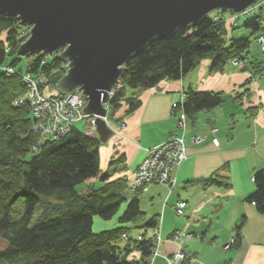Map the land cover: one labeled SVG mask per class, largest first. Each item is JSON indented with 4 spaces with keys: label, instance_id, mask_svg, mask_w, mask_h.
<instances>
[{
    "label": "trees",
    "instance_id": "trees-1",
    "mask_svg": "<svg viewBox=\"0 0 264 264\" xmlns=\"http://www.w3.org/2000/svg\"><path fill=\"white\" fill-rule=\"evenodd\" d=\"M212 20L209 14L197 24L180 26L171 36L155 37L136 52L122 69L124 89L115 95L112 112L119 108L127 89L148 91L161 81L180 80L202 60H209V70L214 72L222 71L233 59L246 61L243 55L250 48V40L228 38L224 22L214 24ZM241 22V26L254 34L264 32L261 15ZM24 27L28 25L23 24L18 16L0 13V37H4L0 40V66L14 68L19 59L29 57L30 62L18 68L19 71L30 75L42 73L49 86L59 83L65 70L61 66L63 61L56 56L58 54L18 56L20 46L27 39H20L17 32ZM248 63L250 66L245 64L242 71L251 72V80L241 87L243 93L235 92L232 97V101L239 104L250 98L252 78L264 72V62L253 60ZM25 88L18 76H8L0 71V240L5 243L0 248V264H148L154 243L153 237L145 232L159 226V215L145 221L138 199L142 192L138 191L127 201L118 220L119 227L93 233L95 216L111 220L126 202L124 192L127 185L122 179L109 181L107 175L100 176L101 143L77 126L55 140L34 133L31 130L34 119L29 107L14 105ZM185 96L181 108L191 120L200 112L220 107L224 100L221 93L214 91L189 90ZM125 103L127 113L140 106V101L133 99ZM247 112L255 116L257 107H249ZM95 178L103 181L99 190H90L86 195L77 193L79 185ZM210 181L228 186L226 179L220 176ZM253 184L255 191L245 202L253 205L259 215L264 214V170L253 173ZM57 196L59 204L55 213L37 219L32 225L41 201ZM241 218L235 226V247L243 240L242 230L247 219ZM140 224H144L141 240L127 237L131 227Z\"/></svg>",
    "mask_w": 264,
    "mask_h": 264
},
{
    "label": "crops",
    "instance_id": "crops-1",
    "mask_svg": "<svg viewBox=\"0 0 264 264\" xmlns=\"http://www.w3.org/2000/svg\"><path fill=\"white\" fill-rule=\"evenodd\" d=\"M232 25L236 26L230 22L229 27ZM242 33L238 34L242 37ZM232 34L228 33V38H233ZM254 51L258 53L257 49ZM262 66L264 68V63ZM209 67L210 61L202 60L180 80L161 81L148 91L127 89L126 97L120 100L110 123L113 131L120 132L118 135L113 133L108 142L99 147L102 172L110 173L119 166L120 171H115L110 180L122 179L130 183L133 172L152 146L172 135H183L189 146L186 150L188 157L176 173L174 191L178 186L179 194L170 193L160 185L143 187V199L147 203L153 205L160 200L158 210L143 209L146 219L159 215L155 214L156 211L161 213L159 232L162 242L158 247L161 256L152 264H166V256L177 252L178 242L170 240L176 230L193 235L182 247L194 258L188 264H264V214L259 215L253 205L245 202L255 191L253 173L264 170V73L252 78L251 96L239 104L232 101L233 94L243 91L241 87L251 80V72H242L231 65L222 72L210 71ZM189 90L221 92L229 97L232 106L224 111L220 106L200 112L192 120L187 118L185 127L180 129L171 113L182 92ZM128 99L140 101L139 108L127 113L125 102ZM249 107H257L255 116L247 112ZM122 121L126 122L123 130L118 127ZM214 128L217 131L210 133ZM204 134L207 137L200 144L189 143L194 135ZM215 140L218 145L213 144ZM219 176L226 179L227 188L210 183ZM179 202L185 216L172 221V210ZM243 216L247 220L240 246L223 251V245L235 237V226ZM135 233L137 231H133V235ZM148 233V236L152 235L150 230Z\"/></svg>",
    "mask_w": 264,
    "mask_h": 264
},
{
    "label": "water",
    "instance_id": "water-1",
    "mask_svg": "<svg viewBox=\"0 0 264 264\" xmlns=\"http://www.w3.org/2000/svg\"><path fill=\"white\" fill-rule=\"evenodd\" d=\"M257 0H0V13L31 25L18 54H49L66 47L67 74L56 85L63 94L78 89L88 98L82 114L104 116L102 103L126 62L155 37L197 24L219 9L239 13ZM97 139L112 129L96 121Z\"/></svg>",
    "mask_w": 264,
    "mask_h": 264
},
{
    "label": "built area",
    "instance_id": "built-area-1",
    "mask_svg": "<svg viewBox=\"0 0 264 264\" xmlns=\"http://www.w3.org/2000/svg\"><path fill=\"white\" fill-rule=\"evenodd\" d=\"M259 2H255L254 4H252L251 8H247L241 13L239 12L240 14L232 12V15L235 18H243L244 16L254 15L256 11L259 10ZM258 45L259 47H261V51L264 53V34L259 38ZM63 50L65 49L61 48L56 54H62ZM52 55H55V53H53ZM60 60L63 61L61 66L65 70V75L70 69V66H67L70 62L67 59ZM10 70L11 69L7 71L9 72ZM15 74L19 75L18 73ZM20 76L22 77V79H24V82L27 85V91H25V93H23L21 97L16 99L14 105L19 106L26 102L31 103V107L33 110L32 116L35 121V123L33 124V128L34 131H36L42 138L55 140L57 138L63 137L71 131L70 129L75 125L76 122H79L83 118H87L89 120L90 124L88 128L91 129V133H94L96 122L93 117L96 116L82 114L86 98L82 96V92L79 91V89L67 94L64 97H53V99L50 100L44 99V97L39 96L40 90L42 91L53 89V86L45 84L47 78H45L42 73L40 75H30L28 73L26 75L21 74ZM123 88L124 85L122 84L120 79H118L114 86L107 91L108 97L106 101L102 103L104 104L106 110L109 111V109L111 108L110 104L112 103L115 95ZM184 99L185 96L181 95L179 105H177V107H175L176 110L172 112V114H174L177 119L176 124L180 129L185 127L184 124L187 119L186 114H184L181 108ZM109 113H111V111ZM200 139L201 137L199 136H193L191 143L195 141L198 142ZM184 141L185 140L183 136L180 137L172 135V137L149 149L147 151L145 159L133 173V179L131 180V190L135 191L141 188L142 185L158 184L160 186H163L164 184L167 188H169L170 191H172L174 188V184H171V179L176 175L177 171L180 169V166L188 157L186 155V150L188 147L185 146ZM216 143L217 142L215 141L214 145ZM182 208V204H177L175 206V210L179 215L184 214ZM179 235L181 236L180 239H177V237L175 238L173 237L174 235H172L174 239L173 241L178 240L183 243L185 240L191 237V235H183L182 233H180ZM153 238H155V243L156 241L160 240L157 235H155ZM156 244L159 245V243ZM231 244H235L234 238H230V241L225 246H223V250L228 251ZM175 257L167 259V263L174 264L175 260H177V258L179 257V254H177L176 258Z\"/></svg>",
    "mask_w": 264,
    "mask_h": 264
},
{
    "label": "rangeland",
    "instance_id": "rangeland-1",
    "mask_svg": "<svg viewBox=\"0 0 264 264\" xmlns=\"http://www.w3.org/2000/svg\"><path fill=\"white\" fill-rule=\"evenodd\" d=\"M260 1V2H259ZM256 2H259L258 4H259V6H258V9L259 10H257L256 11V13L254 14V15H261V27H262V29L264 28V0H257ZM252 6V5H251ZM251 6L250 7H248V8H251ZM247 8H245V9H243V10H241V12H243L244 10H246ZM240 12V13H241ZM239 13V14H240ZM246 13H248V12H246ZM211 15H212V17H213V23L214 24H219L220 22H224V26H226V28H227V32L228 33H233L232 34V36H233V38H231V39H233V40H242L243 38L244 39H249L250 40V48H249V50L247 51V53H245L243 56L245 57V58H247L246 59V61H248V62H253V60H257V61H260V62H263V60H264V53L261 51V47H259V45H258V40H259V38L264 34V32H258V33H256V34H254V33H252V31L250 30V29H246V28H244L243 26H241V20H243V19H246V18H249V17H251V16H254V15H251V16H244L243 18H235L233 15H232V12H228L227 10H224V9H219V10H217V11H214V12H212V13H210ZM230 22L232 23V24H236V26H231V27H233V28H231V27H229V24H230ZM29 27V28H28ZM28 27H24V28H20V29H18V32H17V36H19V38L20 39H29V34H30V30L32 29V26L31 25H28ZM243 30V31H242ZM242 33L244 36H242L241 37V34H238V33ZM227 33V34H228ZM234 33H236V34H234ZM240 35V37H237V36H239ZM229 37V36H228ZM235 38V39H234ZM236 38H239V39H236ZM257 38V39H256ZM1 39H4V37L2 36V37H0V40ZM26 40V41H27ZM256 40H257V43H256ZM64 49H66V47H63ZM255 49H257L258 50V53H255ZM65 50H63L62 52H64ZM58 51H55V52H51V53H49V54H45V55H52L53 53H55V55H56V53H57ZM18 56H23V55H21V54H19ZM30 60H31V58H29V57H27V58H22V59H19V61L17 62V67H14V68H11L10 66L9 67H7V66H0V71H2V72H4V73H6L8 76L9 75H11V74H15V73H18L19 75H17V74H15L16 76H18L20 79H22V77L20 76L21 74H28V73H26V72H24V71H19L18 70V68H20V67H24L25 65H27L28 64V62H30ZM248 62H245V61H239V60H237V59H233L228 65H226L225 67H230V65L231 66H233L234 67V69H238V70H240V71H242V68H243V66L246 64L248 67L250 66V63H248ZM224 67V68H225ZM223 68V69H224ZM9 69H11L9 72L7 71V70H9ZM223 69H222V71H223ZM211 71V70H210ZM221 71V72H222ZM216 72V71H215ZM243 72V71H242ZM264 73V72H263ZM262 74V73H261ZM32 75V74H31ZM66 75V74H65ZM260 75H258L257 77H259ZM256 77V78H257ZM255 78V79H256ZM120 81H121V76H120ZM24 82V79H22V83ZM24 85H25V87H27V85L25 84V82L23 83ZM46 85H47V83H45ZM58 83H56L55 85H53V89H49V90H40V93H39V96L40 97H44V99H53V97H64V96H66L67 94H69V93H71V92H74V91H77L78 89L76 88V89H74L73 91H71V92H66V93H61L60 91H59V89L58 88H56V85H57ZM26 89V88H25ZM124 89V88H123ZM29 90V89H28ZM26 91H27V89H26ZM80 91V90H79ZM25 93V92H24ZM217 93H221V92H217ZM240 93H243V91L242 92H240ZM82 94V93H81ZM182 94L185 96V93L184 92H182ZM222 94V93H221ZM234 94H235V92H234ZM233 94V95H234ZM21 95H23V94H21ZM82 96H83V94H82ZM222 96H223V98H224V100H223V104L221 105L222 106V110L221 111H224V110H226L227 109V107H230V106H232V105H230V101H229V97L226 95V94H222ZM19 97H21V96H19ZM18 97V98H19ZM84 97V96H83ZM186 97V96H185ZM18 98H16V99H18ZM84 98H86L85 99V105L83 106L84 107V109H85V106L87 105V103H88V98L85 96ZM15 99V100H16ZM247 99V98H246ZM246 99H245V101H246ZM177 105H179V102L177 103ZM176 105V106H177ZM21 106H28L29 107V109L31 110V114H32V112H33V110H32V107H31V103L30 102H26V103H23V104H21V105H19V106H16V107H21ZM102 107L104 108V110H105V114H104V116H98V115H94V114H88V113H86V114H84V115H90V116H96V117H93L94 118V120H95V122L97 121V118H101L105 123H106V125H108L109 126V128H111V125H110V123H112L111 122V119L113 118L112 116H113V109L111 110V104H110V109H109V111L108 110H106V108L104 107V104H102ZM235 107H238V106H235ZM111 111V113H109ZM83 112V111H82ZM33 117V116H32ZM175 117V116H174ZM105 118H106V120H105ZM34 119V118H33ZM109 120V122H107ZM34 121V120H33ZM35 123V121L33 122V124ZM89 120L86 118V119H82V120H80L79 122H76L75 123V125L73 126V127H78L79 129H81L86 135H89L90 137H93V138H95V139H97V134H96V126H95V130H94V133H91V129L90 128H88L89 127ZM118 127H120V128H122V130L123 129H126V122H124V121H122V122H120V124H118ZM117 127V128H118ZM112 129V135H113V133H115V134H119V132H120V130H118L117 131V129H116V131H113V128H111ZM31 130L32 131H34V128H33V126L31 127ZM71 130V129H70ZM217 131V129L216 128H214V129H210V133H214V132H216ZM34 133H36V134H38L36 131H34ZM39 135V134H38ZM40 136V135H39ZM194 136H199V137H201V139L198 141V142H193V143H191L192 142V139H193V137L192 138H190V140H189V143H191L192 145L193 144H200L201 142H203L204 141V139H206V137H207V135L206 134H204V136L203 135H194ZM216 142H217V140H215ZM185 142V141H184ZM101 143V142H100ZM101 144H103V143H101ZM213 144H214V142H213ZM215 145H218L217 143L215 144ZM156 146V145H155ZM185 146H187V142H185ZM153 147V146H152ZM151 147V148H152ZM187 147H189V146H187ZM150 148V149H151ZM148 151V150H147ZM101 164V163H100ZM141 165V164H140ZM139 165V166H140ZM138 166V167H139ZM137 167V168H138ZM137 168H136V170H137ZM120 168H119V166H118V168L115 170L116 172L117 171H120L119 170ZM100 171H101V173H100V176L101 175H107L108 176V178H109V181H110V178L113 176V174L115 173V171H112V172H110V173H107V172H105V173H103L102 172V169H101V166H100ZM178 172V171H177ZM134 173V172H133ZM133 179V175H132V178H131V180ZM124 184H126L127 186H126V189H125V192H124V194H125V196H126V198H127V200H126V202H124L123 204H122V207L120 208V210L117 212V214L111 219V220H108V221H105V220H103V219H100L98 216H95L94 217V219H93V228H92V232L93 233H95V234H98V233H102L103 231H111L112 229H115V228H117V227H119L120 225H119V223H118V220H119V218H121L122 217V214L124 213L123 211H124V209L126 208V206H127V204H128V202L127 201H129V200H131L132 199V197H134L135 196V193L136 192H138V191H143V187H146V186H153V185H158V184H149V185H142V187L141 188H139V189H137V190H135V191H130V188L128 187V185H130L129 183H128V181H125L124 182ZM103 186V181H101V179L100 178H95V179H91V180H89L86 184H84V185H79V187L77 188V193H80V194H82V195H86V194H88L89 193V191L90 190H99L100 189V187H102ZM163 186H165L164 184H163ZM166 187V186H165ZM167 188V187H166ZM167 189H169V188H167ZM174 191V188H173V190L172 191H170L169 190V192L170 193H172ZM180 189H179V187L178 186H176V188H175V195H177V194H179L180 192ZM158 194V193H157ZM159 198V197H158ZM138 199L139 200H141V199H143V193H141L140 195H139V197H138ZM157 199V198H156ZM142 201V203H140V208H141V212H143L144 213V215H145V221H147V220H149V219H146L147 217H146V212L145 211H150V212H154V210H156V208H157V210H158V208H159V204H160V200H157V201H155V203H153V205H150V203H147V201H145L144 199L143 200H141ZM180 201H181V199H180ZM21 204V203H20ZM58 204H59V199H58V196L57 197H54V198H51V199H49V200H47V201H41V206L40 207H38L37 208V210L35 211V213H34V217H33V219H32V225H34V224H36L37 223V219H44V218H46V217H48L49 215H53V213H55V211H56V208L58 207ZM178 205H181V203L179 202V203H177ZM176 204V205H177ZM175 205V206H176ZM21 206V205H20ZM22 207V206H21ZM155 207V208H154ZM169 209H170V207H168ZM143 209L145 210V211H143ZM161 209V208H160ZM21 210V209H20ZM171 210V209H170ZM157 213H155V214H161L159 211H156ZM172 212H173V219H171L172 221H175V220H177V218H183L184 216H185V214H183L182 216L181 215H179L178 213H177V211L175 210V207H174V209L172 210ZM183 212H184V210H183ZM141 225V226H140ZM139 226L138 225H133L132 227H131V230L129 231V235L127 236V237H135V238H137L138 240H141V235H143L144 234V231H142V226L144 225V224H140ZM159 226H160V223H159ZM159 226L157 227V228H155L154 230H156L157 232H158V230H159ZM133 231L135 232V231H137V234L135 233L134 235H133ZM149 231L148 230H146V234L148 235L149 233H148ZM152 237H154L153 236V233H152V235H151ZM193 237V235L191 236V238ZM174 242H176V241H174ZM227 244V243H226ZM225 244V245H226ZM236 244V243H235ZM235 244H231L230 245V248H232V247H235ZM225 245H223V246H225ZM5 246V243L3 242V241H1L0 240V248H2V247H4ZM159 246V245H158ZM228 250H230V249H228ZM183 251V250H182ZM181 251V252H182ZM223 251H226V250H223ZM156 252H157V249H156ZM156 252H155V254H156ZM180 252V253H181ZM178 253V252H177ZM177 253L175 252V254H173L172 255V257L174 258L175 256L177 257ZM157 255V254H156ZM156 255L154 256V260H153V257H152V262H154L155 260H156ZM188 256H189V258H190V262H192L193 261V259L191 258V256L188 254ZM187 256V257H188ZM172 257H170V256H168L167 258L168 259H170V258H172ZM175 257V258H176ZM165 261H166V264H168L167 263V260L165 259Z\"/></svg>",
    "mask_w": 264,
    "mask_h": 264
},
{
    "label": "bare ground",
    "instance_id": "bare-ground-1",
    "mask_svg": "<svg viewBox=\"0 0 264 264\" xmlns=\"http://www.w3.org/2000/svg\"><path fill=\"white\" fill-rule=\"evenodd\" d=\"M229 12V11H228ZM231 12V11H230ZM156 88V87H155ZM172 114V113H171ZM173 116H174V114H173ZM107 122H109V120L107 121ZM183 136V135H182ZM182 136H180V137H182ZM183 138H184V136H183ZM177 175V174H176ZM176 175L171 179V184H174V186L176 185V182H177V178H176ZM131 183V182H130ZM129 183V184H130ZM128 187L130 188V191H133V190H131V184L130 185H128ZM182 216V215H181ZM151 232L154 234V236L155 235H157L158 237H159V241H156V243H159V245L161 244V232H159V230H158V232L156 231V230H151ZM180 233H182L183 235H191L192 236V234L191 233H186V232H183V231H180V230H176L175 232H173L172 234H171V236H170V240L171 241H173L174 239H173V237H177V239H180L181 238V236L179 235ZM172 235H174L173 237H172ZM172 237V238H171ZM188 239H191V237L190 238H188ZM187 239V240H188ZM187 240H185L183 243L182 242H180V241H178V240H176V242H178V249H177V254H179V257L177 258V260H175V262H174V264H188V262H190V258H189V256H188V254L191 256V258L194 260V258H193V256L190 254V253H187V252H185V251H182V247H184V245L186 244V242H187ZM152 241H153V243H154V248H153V250L151 251V256L148 258V264H152L153 262H152V257H153V260H154V256L156 255V258L157 257H159V256H161V254L158 252V244H156L155 243V238H152ZM156 249H157V252H156ZM182 251V252H181ZM155 252H156V254H155ZM181 252V253H180ZM187 256H188V259H187ZM170 257H172V255L170 256ZM168 258H167V256H166V260H167ZM187 259V260H186Z\"/></svg>",
    "mask_w": 264,
    "mask_h": 264
}]
</instances>
